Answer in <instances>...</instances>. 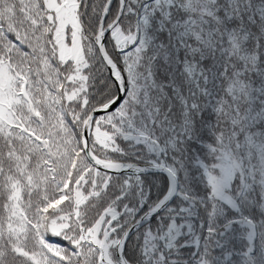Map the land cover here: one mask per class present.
I'll list each match as a JSON object with an SVG mask.
<instances>
[{
  "label": "snow or ice",
  "instance_id": "obj_1",
  "mask_svg": "<svg viewBox=\"0 0 264 264\" xmlns=\"http://www.w3.org/2000/svg\"><path fill=\"white\" fill-rule=\"evenodd\" d=\"M0 264H264V0H0Z\"/></svg>",
  "mask_w": 264,
  "mask_h": 264
}]
</instances>
